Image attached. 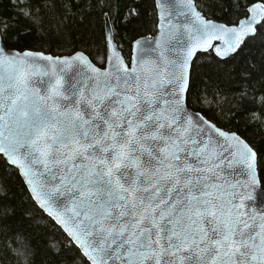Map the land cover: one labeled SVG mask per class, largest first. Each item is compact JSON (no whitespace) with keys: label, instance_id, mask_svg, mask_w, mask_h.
Instances as JSON below:
<instances>
[{"label":"snow or ice","instance_id":"6c2138e0","mask_svg":"<svg viewBox=\"0 0 264 264\" xmlns=\"http://www.w3.org/2000/svg\"><path fill=\"white\" fill-rule=\"evenodd\" d=\"M161 2L162 65L140 55L129 67L115 47L110 69L83 53L13 55L4 25L0 153L91 264H264V207L246 203L257 153L182 106L196 52L214 40L222 58L236 52L264 9L229 27L193 0Z\"/></svg>","mask_w":264,"mask_h":264},{"label":"trees","instance_id":"16d2710c","mask_svg":"<svg viewBox=\"0 0 264 264\" xmlns=\"http://www.w3.org/2000/svg\"><path fill=\"white\" fill-rule=\"evenodd\" d=\"M194 1L205 18L226 25L246 18L251 4H264ZM106 18L127 63L133 42L157 32L154 0H0V31L7 25L4 40L9 49L54 57L84 53L99 68L106 62ZM187 102L217 127L249 143L257 153L264 188V21L229 59L222 61L212 52L197 55ZM0 264H90L1 156Z\"/></svg>","mask_w":264,"mask_h":264},{"label":"water","instance_id":"95a60500","mask_svg":"<svg viewBox=\"0 0 264 264\" xmlns=\"http://www.w3.org/2000/svg\"><path fill=\"white\" fill-rule=\"evenodd\" d=\"M169 3L171 2H175V4L179 7L180 4H179V0H168ZM193 3L196 7V11L199 12L203 17L204 15L200 12V10L197 8V5L195 3V1L193 0ZM154 4H155V8H156V14H157V32L155 34V36L153 37H143V38H140V39H137L136 41L133 42L132 44V47H131V56H130V61L129 63H127L120 51V49L118 48L116 42H115V39H114V34H113V30H112V26H111V23L109 21V19L106 18V23H105V28H104V32H105V43H106V62H105V65L103 68H99L97 67L95 64L92 63V61L85 55V57L95 66L97 67L98 69H104L105 67L107 68H111L112 65L111 63H108L107 61L110 60L112 58V55H113V52H112V49L113 47H115V49L117 50V56L118 57H122L123 60H124V63L127 64L129 67H132L136 64V61H137V57L140 56V55H143L146 59L147 58H150L151 60L153 61H156L157 64L159 65H162L163 64V58L160 56V52H161V48L157 45V42L158 41H161L162 42V36H161V32L164 30L162 29L161 27H159V25L161 24L162 22V16L167 18V7H166V4L165 3H162L161 0H154ZM261 8V9H264V4L261 3V2H255L253 4H251L248 9H247V17L246 18H249L251 16V12L249 11V9L251 8ZM205 18V17H204ZM246 18L242 19V20H245ZM180 19H183V17H180ZM206 20H210V19H207L205 18ZM241 20V21H242ZM210 21H213L215 22L217 25H226L224 23H220V22H217V21H214V20H210ZM239 21L236 25H227L229 27L231 26H239L240 22ZM264 19H261L260 20V23L258 24H255V28H256V32H257V29L259 28V26L263 23ZM256 32L254 35H250L248 37L245 38L244 42L240 45V48L237 49L236 52L234 53H231L230 55L226 56V57H221L217 54L216 52V47L217 46H221V47H225V45H223V42L221 40H214L212 42V47H209L207 49V51H204V50H198L196 52V54L192 57V61H191V65H190V68H189V73H188V76H189V85H190V74H191V68H192V64H193V61L195 60V58L197 57V55L199 54H203V53H208V52H212L218 59L224 61V60H227L229 59L230 57L234 56L235 54H237L240 49L242 48L243 44L253 38L255 35H256ZM1 33V31H0ZM148 44L149 47L152 49V51L150 52H141V49L142 47L145 45V44ZM6 46V45H5ZM7 50L12 53L13 55L15 54H18V53H25V52H31L33 54H43V53H38V52H32V51H24V52H20V51H17V50H13V49H9L7 46H6ZM77 54V53H76ZM76 54H73L71 56H66V57H54V56H51V55H46V54H43L44 56H50V57H53V58H74ZM165 55L166 56H171L172 53H169V52H165ZM39 63L41 64H47L48 61H45V60H38ZM73 64H77L78 62L75 61L73 59L72 61ZM154 65L153 64H148L146 65L145 67L148 69V70H151V68L153 67ZM82 67V66H81ZM65 71H68L70 72L71 70L70 69H65ZM187 95H188V92L185 93V100L183 101V108L186 112H188L189 114H198L199 117L201 118V123L204 124L205 127H207V124H205L204 122H210L209 120H207L201 113L199 112H195L193 111L192 109H190L189 105H188V102H187ZM211 125H214L215 127L214 128H209L208 129V133L212 136H214L217 140L221 141L222 144H228L229 141H225L223 137H220L218 135V133L216 132V129H219L221 131H223L224 133L226 134H235L239 139H241L242 141H244V143H246L249 147H251L249 145V143L243 139L241 136H239L237 133H234V132H228V131H225L219 127H217L214 123L210 122ZM231 144L233 145V147L235 146V141H232ZM252 148V147H251ZM253 149V148H252ZM254 150V149H253ZM255 151V150H254ZM0 156L8 163L9 166H11L12 168L16 169L20 175V177L22 178L25 186L27 187L28 189V192L30 193L32 199L34 200V202L37 204V206L50 218L52 219L55 224L61 228V230L66 234V236L72 241L71 237H69L68 233L64 231L63 227L56 222V220L52 217V216H49L48 215V212L44 209V208H41L39 203L34 199V196H33V193L31 192V189H30V186L26 183V180H25V177L22 175L21 173V170L19 168H17L15 165H12L9 163L8 161V158L3 154V153H0ZM257 161H258V158H257ZM256 161V165H255V183L254 184H251L250 187H248L247 191H248V194L251 196V199L246 201L247 204L251 205L252 206V209L253 210H257L261 207H264V188L262 186V183H261V179H260V176H259V172H258V162ZM242 167V166H241ZM244 177H241V180L242 182L244 181ZM72 243L75 245V243L72 241ZM76 246V245H75ZM77 247V246H76ZM78 248V247H77ZM79 249V248H78ZM80 250V249H79ZM81 252V250H80ZM87 259V261L91 264V262L88 260L87 257H85Z\"/></svg>","mask_w":264,"mask_h":264}]
</instances>
